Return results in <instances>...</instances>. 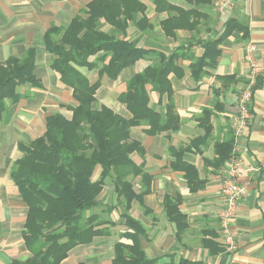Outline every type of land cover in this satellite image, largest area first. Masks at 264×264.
Segmentation results:
<instances>
[{
    "label": "crops",
    "instance_id": "crops-1",
    "mask_svg": "<svg viewBox=\"0 0 264 264\" xmlns=\"http://www.w3.org/2000/svg\"><path fill=\"white\" fill-rule=\"evenodd\" d=\"M91 1L0 0V63L5 64L10 57L21 58L28 49L34 48L33 73L38 80V85H18L16 91L20 97L15 101L5 99L6 108L0 114V264H9L12 259L28 254L22 238L27 206L10 176L15 161L23 154L20 144L43 135L47 116L60 112L69 118L71 111L67 106L75 105L72 89L51 68L54 56L46 49L44 34L53 26L65 29L72 17L87 9ZM138 1L144 11L128 21L125 34L117 32L103 18L99 19L98 28L116 38L136 40L139 47L163 53L180 48L181 54L175 61L180 71L169 75L170 100L179 118L178 127L154 135L145 133L147 125L143 122L129 129L130 137L139 142L144 153L130 154L133 166L140 168L141 173L129 175L127 179L136 193L147 186L150 188L142 202L133 200L128 210L146 230V236L140 239L144 254L154 264H264L263 170L253 169L239 178L247 184V192L239 200L231 222L235 249L226 250L218 219L221 186L232 158L237 156L250 166H256L264 158V0H232L226 6H218V0ZM165 4L192 12L189 18H194L196 26L166 33L162 22L175 12ZM229 19H234L241 28L235 27L226 33ZM217 38L222 40L216 63L204 67L203 73L194 78L190 64L202 56L206 41ZM248 44L255 46L261 70L249 103L251 116L236 134L233 122L238 113L239 92L249 70L244 59ZM156 61L157 56L149 54L123 68L115 79L99 76L101 62L93 69H77L90 82L99 79L94 95L96 107L105 105L129 119L131 114L118 100V94L126 89V82L135 73ZM167 102L165 95L159 98L158 92L149 91V105L153 109L164 112ZM207 118L208 132L202 124ZM230 137L229 157L216 162L215 145ZM178 150L183 151L182 159L195 167L198 179L203 182L201 187L191 190L184 172L171 167ZM144 174L151 177L149 183ZM105 188L114 203L101 201ZM165 196L176 200L185 216L186 225L179 237L175 223L168 220L164 210ZM98 199L100 204L87 214L100 213L99 219L114 224L108 226V233L74 246L60 264H112L115 243H131L123 235L128 230L120 216L124 207L116 202L110 178L105 179ZM104 204L117 205L108 211ZM98 207L101 212L95 211ZM215 245L219 250L213 253L210 247L216 248Z\"/></svg>",
    "mask_w": 264,
    "mask_h": 264
},
{
    "label": "trees",
    "instance_id": "trees-1",
    "mask_svg": "<svg viewBox=\"0 0 264 264\" xmlns=\"http://www.w3.org/2000/svg\"><path fill=\"white\" fill-rule=\"evenodd\" d=\"M165 7L175 12L162 22L166 33L196 26L194 18H189L192 12L166 4ZM143 11L144 6L138 0H92L87 9L72 17L65 29L53 26L44 34L46 49L54 56L51 68L72 89L75 105L67 106L71 111L69 118L60 112L47 116L43 135L20 144L23 154L15 161L10 176L27 206L22 238L28 254L12 259L9 264H60L74 246L108 233V226L114 222L99 219L98 214H87L100 204L98 196L106 178L114 185L117 204L124 207L120 216L128 230L123 235L131 240L130 244L115 243L112 264H154L145 256L140 243L146 236L145 228L128 213L132 201L142 202L143 195L150 190L147 186L136 193L127 179L129 175L141 173L140 168L133 166L130 154L144 153L139 142L130 137L129 129L143 122L147 125L145 133L154 135L178 127L179 118L170 100L169 75L180 71L175 64L181 56L180 48L163 53L139 47L136 40L116 38L97 28L99 19L103 18L117 32L125 34L128 21ZM226 24V33L235 27L241 28L234 19L227 20ZM221 40L204 43L202 56L190 64L194 78L203 73L204 67L216 63ZM149 54L157 56V61L135 73L126 82V89L118 94V100L126 106L131 118L125 119L105 105H94L100 81L90 82L77 67L93 69L101 62L99 76L115 79L123 68ZM34 56L35 50L30 48L21 58L10 57L5 64L0 63V114L6 108L5 99L15 101L20 97L16 91L18 85H38L33 73ZM256 86L255 82L252 92ZM149 91L158 92L159 98L167 97L164 112L149 105ZM202 124L208 132V118ZM231 147L232 137L217 143L216 162L227 159ZM182 154V150L175 152L171 167L183 171L190 189L195 190L203 182L198 179L195 167L182 159ZM96 169L98 175L94 177ZM143 178L146 183L151 180L149 175L144 174ZM117 204L107 206L106 210L111 211ZM163 207L168 220L175 223L179 237L186 225L185 216L178 209L177 201L169 196H165ZM210 250L215 253L219 247H210Z\"/></svg>",
    "mask_w": 264,
    "mask_h": 264
},
{
    "label": "built area",
    "instance_id": "built-area-1",
    "mask_svg": "<svg viewBox=\"0 0 264 264\" xmlns=\"http://www.w3.org/2000/svg\"><path fill=\"white\" fill-rule=\"evenodd\" d=\"M231 1L232 0H218L217 5L226 6L230 4ZM256 51L257 50L253 44H248L245 47L244 59L248 63L249 70L245 84L238 97V113L233 122L236 134L241 132L251 116L249 103L252 96V88L261 70L256 61ZM253 169L264 171V158L261 159L256 166H250L241 158L235 156L232 158L225 171V177L221 186L222 206L218 213V219L226 250H233L236 248L234 234L231 229V222L236 213L239 200L247 192V184L240 182L239 178L244 173Z\"/></svg>",
    "mask_w": 264,
    "mask_h": 264
},
{
    "label": "rangeland",
    "instance_id": "rangeland-1",
    "mask_svg": "<svg viewBox=\"0 0 264 264\" xmlns=\"http://www.w3.org/2000/svg\"><path fill=\"white\" fill-rule=\"evenodd\" d=\"M97 28H98V26H97ZM98 29H99V28H98ZM99 30H100V29H99ZM92 58H94V57H92ZM240 91H241V90H240ZM239 93H240V92H239ZM97 173H98V169H96L95 174H94V177H96ZM107 182H109V180H108ZM110 195H111V194L108 193L107 189L105 188L104 191H103V193H102V195L100 196L101 201H103V200L106 201V202L112 201ZM108 198H109V199H108ZM106 202H105V203H106ZM112 202L114 203V201H112ZM104 205H107V206H108V204H104ZM95 211L101 212V210H100L99 207L96 208ZM99 215H100V213H99Z\"/></svg>",
    "mask_w": 264,
    "mask_h": 264
}]
</instances>
